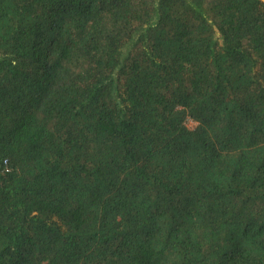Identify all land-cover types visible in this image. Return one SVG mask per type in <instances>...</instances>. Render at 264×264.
I'll list each match as a JSON object with an SVG mask.
<instances>
[{"label": "trees", "instance_id": "trees-1", "mask_svg": "<svg viewBox=\"0 0 264 264\" xmlns=\"http://www.w3.org/2000/svg\"><path fill=\"white\" fill-rule=\"evenodd\" d=\"M0 264H264V0H0Z\"/></svg>", "mask_w": 264, "mask_h": 264}, {"label": "rangeland", "instance_id": "rangeland-1", "mask_svg": "<svg viewBox=\"0 0 264 264\" xmlns=\"http://www.w3.org/2000/svg\"><path fill=\"white\" fill-rule=\"evenodd\" d=\"M195 125H196V123L193 122V121H190V122L188 123V126H189L190 128H194Z\"/></svg>", "mask_w": 264, "mask_h": 264}]
</instances>
